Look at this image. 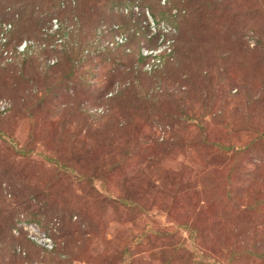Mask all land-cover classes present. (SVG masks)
<instances>
[{
	"label": "rangeland",
	"instance_id": "rangeland-1",
	"mask_svg": "<svg viewBox=\"0 0 264 264\" xmlns=\"http://www.w3.org/2000/svg\"><path fill=\"white\" fill-rule=\"evenodd\" d=\"M11 24L0 264H264V0H0Z\"/></svg>",
	"mask_w": 264,
	"mask_h": 264
},
{
	"label": "trees",
	"instance_id": "trees-1",
	"mask_svg": "<svg viewBox=\"0 0 264 264\" xmlns=\"http://www.w3.org/2000/svg\"><path fill=\"white\" fill-rule=\"evenodd\" d=\"M115 1H117V2H122V1H126V0H115ZM131 1H134V0H131ZM51 5H53V4H51ZM62 5V4H61ZM150 6V5H149ZM176 6H175V4L173 5V4H170L169 6H167V8L162 12V19L163 20H165L167 23H169V24H174V27H176V24L177 23H179L180 21H181V19H182V14H175V13H173L172 12V10L175 8ZM152 12L154 13V11H153V9H152ZM177 26H178V24H177ZM179 27V26H178ZM14 27H13V25L11 24V28L10 29H3V28H0V35L2 34V36L4 37V38H6V41H5V43H3V42H1V43H3L4 45H6V46H8V48H10L9 47V45L13 42V38H12V35H13V31H14V29H13ZM105 29H106V26H105ZM104 31H107V30H104ZM117 34H120V32H117L116 33V35ZM21 42V41H20ZM20 42H17V43H20ZM2 44V45H3ZM118 45H120V44H118ZM117 45V46H118ZM102 52H104V51H102ZM101 51L100 52H96V53H98V54H96L95 56H98V57H100V61H98V62H96V63H94L93 62V64H92V55H90V54H84V49L81 51V53H80V57L78 58V60L79 61H81L83 64H86V65H90V67L92 68V67H95V66H104L103 64L104 63H106V62H108V61H110V62H115L116 61V58H113V57H110V56H107V55H103V53H102ZM16 54V52H13V54ZM87 53H90V51H87ZM1 54H2V52H1ZM102 55V56H101ZM119 55V54H118ZM173 55L174 54H172V50L170 49V52L169 53H162V54H160V55H157V56H154V55H152V54H147V55H142L141 54V58H142V62H143V70L146 72V73H149V74H151V73H154V72H157V71H159V70H161L162 68H164L165 66H167V62H170V60L171 59H173ZM119 57H122L121 55H119ZM155 59H158V60H155ZM78 61V62H79ZM88 61V62H87ZM109 62V63H110ZM149 62H151V63H153V65L152 66H154V69H153V67H151V68H148L149 70H151V71H147V70H145L144 69V65L145 64H147V63H149ZM166 63V64H165ZM77 64V63H76ZM83 64H81V65H83ZM80 66V65H79ZM79 66H76L75 64H73V67L74 68H78ZM80 68V67H79ZM90 68V69H91ZM89 69V68H88ZM73 73H74V70H72V71H70V77H71V75H73ZM99 82H104L103 84L106 86V87H108V88H110V86L111 85H113V80H111V79H101ZM126 86V88H128V85H125ZM96 87V86H95ZM94 87V88H95ZM125 90V89H124ZM118 96V93H113L112 95H110V99H112V98H115V97H117ZM104 177V176H103ZM103 177H102V180H103ZM119 201H121L122 202V204H124V205H129V206H132V205H130V203L132 202V201H130V199H128V198H125V197H119Z\"/></svg>",
	"mask_w": 264,
	"mask_h": 264
},
{
	"label": "clouds",
	"instance_id": "clouds-1",
	"mask_svg": "<svg viewBox=\"0 0 264 264\" xmlns=\"http://www.w3.org/2000/svg\"><path fill=\"white\" fill-rule=\"evenodd\" d=\"M116 36H118V35H116ZM118 39V38H117ZM119 40V39H118ZM121 42L123 41V40H120ZM117 43V42H116ZM113 44V43H112ZM157 55H159V54H155L154 56H157ZM155 60H158V59H155ZM151 63H147V65L149 66Z\"/></svg>",
	"mask_w": 264,
	"mask_h": 264
}]
</instances>
